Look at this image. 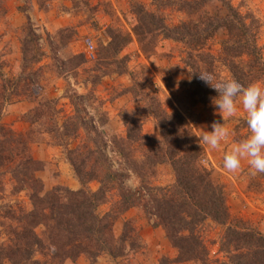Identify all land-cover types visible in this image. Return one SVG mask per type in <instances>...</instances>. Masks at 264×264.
I'll return each instance as SVG.
<instances>
[{
  "label": "trees",
  "instance_id": "trees-1",
  "mask_svg": "<svg viewBox=\"0 0 264 264\" xmlns=\"http://www.w3.org/2000/svg\"><path fill=\"white\" fill-rule=\"evenodd\" d=\"M160 1L165 6L182 10L189 18L168 25L160 14L147 10L142 3H133L130 31L107 27L108 40L98 43L94 50L93 85L106 74L127 71V58L120 53L132 38L147 54L156 46L158 38L183 45V63L189 76L184 82L187 85L184 97L191 105L215 101L218 93L207 86L199 74L211 73L217 80H223L215 73L216 62L227 70L225 79L235 78L245 87L253 82L264 83V59L257 42L259 23L253 14L241 13L229 0H218L224 8L221 14L204 9L210 0ZM37 2L40 7L44 6L43 0ZM81 2H72L76 10L86 7V3ZM26 18L20 35L22 77L16 82L4 77L0 59V193L4 191L8 175L12 193L24 191L30 208L15 204L5 206L0 264H64L80 255L86 256L90 264L103 254L112 259L126 258L143 248L141 235L132 220H124L119 233L115 232L114 225L132 207H139L152 216L151 226L160 227L176 250L173 257L162 256L157 264H264V234L247 221L231 215L225 183L215 176L203 145L200 146L184 114L176 107L168 111L155 94L140 93L134 83L126 90L143 103L121 113L124 135L110 133L107 139L99 138L97 127L103 126L107 118L96 106L92 107L97 115L96 122L83 119L80 102L86 101L91 107L90 92L77 95L79 100H72L75 94L70 95L74 111L65 115L60 123L51 120L52 117L41 122L46 111H54L52 106L57 99H37V91L42 89L39 75L43 65L39 63L45 52L40 42L41 33L34 30L28 15ZM70 31L71 27H64L48 35L52 58L59 63L61 75L64 68L72 71L87 62L82 52L71 53L66 59L57 57L59 49L66 45L63 39L70 38ZM218 32H222L223 37L218 51L213 53L206 43ZM111 63L114 68L109 70ZM20 79L24 80V85L19 89ZM13 97L37 103L25 114L30 124L26 131H17L2 122L4 106ZM146 115L158 128L157 136L142 133ZM243 122L246 123V117ZM79 130L85 133L83 140H77ZM34 131L38 135L47 134L48 144L64 149L66 160L80 184L78 189L66 186L43 189L36 174L42 162L31 152V144L38 140ZM104 147L119 157L129 172L122 169L120 161H114L115 165ZM161 164L169 165L173 174L171 183L152 182L154 169ZM129 173L137 179L134 189L124 182V176ZM260 176L264 178V174ZM92 181L98 184L95 190L88 186ZM104 204H108L107 209L98 211ZM206 222L222 227L218 250L223 253L224 260H210L201 234Z\"/></svg>",
  "mask_w": 264,
  "mask_h": 264
},
{
  "label": "rangeland",
  "instance_id": "rangeland-1",
  "mask_svg": "<svg viewBox=\"0 0 264 264\" xmlns=\"http://www.w3.org/2000/svg\"><path fill=\"white\" fill-rule=\"evenodd\" d=\"M229 1L241 13H251L257 18L259 23L257 42L261 47L264 59V0ZM72 2L74 0H43L44 6L40 7L37 0H0V59L3 61L2 73L4 77L15 82L18 77H22V74L20 75V35L21 28L27 21V15L30 17L34 30L42 35L40 42L45 56L39 63L43 65V70L39 75V85L42 89L37 91V99L56 98L57 102L52 106L54 111L52 109L46 111V114L40 118L41 122L48 121V118L52 117L51 120L54 119L53 121L60 123L65 115L74 111L70 95L75 94L72 100H79L77 95L90 92L92 98L89 101L92 106H88L86 101L80 102V114L83 119L96 122L97 115L92 108L96 106V109L103 111L107 118V122L103 126L97 127L100 132L99 138L107 139L110 133L124 135L125 126L121 121V113L140 107L143 103L141 100H137L138 96H134L126 90L136 83V89L140 93L155 94L161 105L168 111L172 107L179 109L196 137L202 135L204 131H211L213 122L223 123L218 108L214 105L215 101L206 105L187 103L184 97L187 85L184 82L189 80V76L188 68L183 63L185 49L181 43L169 39L158 38L156 46L147 54L141 51L136 39L132 38L120 53L121 56L127 58V71L121 74L114 72L106 74L95 85L91 82L92 75L95 73L92 67L96 57L89 59L86 56L84 52L86 39L93 42L96 51L98 43L108 40L107 27H121L130 31L131 20L134 19L132 15L133 3H142L147 10L160 14L168 25H176L180 21L188 19L185 12L172 6H165L160 0H82L81 3H86L84 10H76ZM204 9L218 14L224 11L218 0L208 1ZM64 27H71L70 38L63 39L66 42L63 47L56 43V39H53V43L58 48L61 47L57 57L66 59L71 53L82 52L85 54L87 62L72 71H67L68 69L64 68L65 72L61 75L58 72L59 63L52 58L48 35L51 36ZM222 37V32H218L207 41L206 47L216 53ZM113 68L112 63L108 65L109 70ZM215 73H219L224 79L228 75L227 70L218 62L215 63ZM22 85H24V80L20 79L17 87L20 89ZM36 104L24 97H13L12 101L4 106L2 122L17 131L28 130L30 124L26 121L25 114ZM244 118L245 115L241 111L238 117L224 121L225 126L230 129L232 134L220 149L209 150L206 146L203 147L207 155V162L213 167L215 176L226 185L231 215L247 221L249 225L264 234V178L260 174L255 177L250 176V169L246 162L242 164V169L237 174L229 173L223 167V156L226 151L230 150L232 143L243 140L249 135L248 126L243 122ZM37 126L38 124L33 126V129L36 130ZM79 133L77 140H83L85 138L84 131L79 130ZM142 133L158 135V128L148 115L145 116ZM33 135L37 136L38 134L34 131ZM91 135L96 136V133ZM37 139L31 146L42 145L45 148H47L46 145L52 146L48 144L49 136L47 134H39ZM52 147H54L53 152H49L51 156L48 159L39 160L42 162V167L36 173L43 183V189L47 191L55 186L78 189L80 184L66 160L64 149L59 146ZM50 150L52 151V149ZM107 150V154L113 158V163L115 164L116 160L120 161L122 169L129 172L122 166L120 158L115 157ZM151 179L155 184L171 183L173 174L169 165L156 166ZM124 182L132 189L138 185L137 179L131 173L124 176ZM88 186L95 190L98 184L92 181ZM13 204L30 208L24 191L12 193L11 179L7 175L4 191L0 193V240L4 238L2 222L5 220V206ZM107 207L108 204L101 205L98 211L103 212ZM127 219L132 220L138 229L143 241V248L136 253L129 254L126 258L112 259L103 254L93 264H157L160 257L175 255L176 250L168 242L164 231L160 227H152V216L149 217L148 213H144L139 207L128 209L116 220L114 225L116 233H119L122 222ZM201 234L209 249L210 260H224L223 253L218 250L222 227L212 222H206L202 227ZM64 264L90 263L86 256L80 255L74 261L66 260Z\"/></svg>",
  "mask_w": 264,
  "mask_h": 264
},
{
  "label": "clouds",
  "instance_id": "clouds-1",
  "mask_svg": "<svg viewBox=\"0 0 264 264\" xmlns=\"http://www.w3.org/2000/svg\"><path fill=\"white\" fill-rule=\"evenodd\" d=\"M199 78L218 93L214 105L223 120V123L213 122L211 131L197 136L200 146L220 149L232 134L224 121L238 117L242 111L249 135L232 143L223 156V167L229 173L237 174L246 162L250 176L264 174V83L253 82L245 87L235 78L217 80L211 73L199 74Z\"/></svg>",
  "mask_w": 264,
  "mask_h": 264
},
{
  "label": "crops",
  "instance_id": "crops-1",
  "mask_svg": "<svg viewBox=\"0 0 264 264\" xmlns=\"http://www.w3.org/2000/svg\"><path fill=\"white\" fill-rule=\"evenodd\" d=\"M84 52H85V49H84ZM46 147L48 148H45V147H43L42 145L41 146H31V148H32V155H33V157L34 158H36V159H38V160H45V159H48L50 156H51V152H53V150H54V147H52V146H48V145H46ZM50 149H52V151L50 150ZM50 152V153H49ZM214 155V154H213ZM209 157H210V160H212L211 159V155H209ZM212 163H213V161H212ZM214 164V163H213ZM215 165V164H214Z\"/></svg>",
  "mask_w": 264,
  "mask_h": 264
},
{
  "label": "built area",
  "instance_id": "built-area-1",
  "mask_svg": "<svg viewBox=\"0 0 264 264\" xmlns=\"http://www.w3.org/2000/svg\"><path fill=\"white\" fill-rule=\"evenodd\" d=\"M95 45L93 42L89 39H86L85 41V54L89 59H94L95 58Z\"/></svg>",
  "mask_w": 264,
  "mask_h": 264
}]
</instances>
